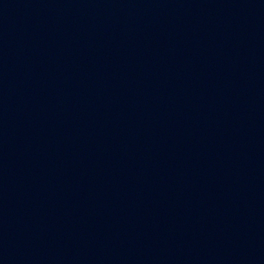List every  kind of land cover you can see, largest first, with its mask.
I'll return each mask as SVG.
<instances>
[{"label":"water","instance_id":"obj_1","mask_svg":"<svg viewBox=\"0 0 264 264\" xmlns=\"http://www.w3.org/2000/svg\"><path fill=\"white\" fill-rule=\"evenodd\" d=\"M0 264H264V0H0Z\"/></svg>","mask_w":264,"mask_h":264}]
</instances>
